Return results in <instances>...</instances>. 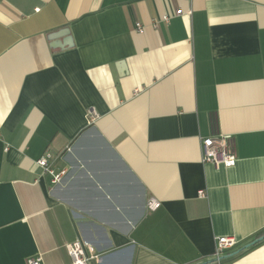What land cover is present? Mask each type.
<instances>
[{
    "label": "crops",
    "instance_id": "1",
    "mask_svg": "<svg viewBox=\"0 0 264 264\" xmlns=\"http://www.w3.org/2000/svg\"><path fill=\"white\" fill-rule=\"evenodd\" d=\"M261 231L264 0H0V264H264Z\"/></svg>",
    "mask_w": 264,
    "mask_h": 264
},
{
    "label": "built area",
    "instance_id": "2",
    "mask_svg": "<svg viewBox=\"0 0 264 264\" xmlns=\"http://www.w3.org/2000/svg\"><path fill=\"white\" fill-rule=\"evenodd\" d=\"M179 12L180 11H178V13ZM161 19L167 21L168 17L162 16ZM153 25H156V23ZM135 28L139 33L144 32V27L140 23H136ZM96 116V112L90 109L88 111V122L93 121ZM200 146L202 161L212 163L215 166L232 167L235 165L236 156L228 136L214 133L210 136L202 137L200 139ZM66 150H70V148L68 147ZM53 159L54 156L49 151H45L37 160V164L44 172L50 175L52 184H59L66 176L68 169L62 167L54 170L52 165ZM199 195L201 196L202 193L200 192ZM157 206L158 202L151 197L147 202V207L154 209ZM237 243V239L233 236L218 237L215 243L214 256L219 259L222 253L231 250ZM65 248L70 258V264H89L90 259L97 257V255L79 239L66 243ZM26 264H41V257L39 255L29 257L26 260Z\"/></svg>",
    "mask_w": 264,
    "mask_h": 264
},
{
    "label": "water",
    "instance_id": "3",
    "mask_svg": "<svg viewBox=\"0 0 264 264\" xmlns=\"http://www.w3.org/2000/svg\"><path fill=\"white\" fill-rule=\"evenodd\" d=\"M263 237H264V236H263ZM263 237H261V238H259V239H254V240L251 241L250 243L245 244L244 247H248V245H251V244L257 242L258 240L262 239ZM237 252H238V250L234 251L232 254H235V253H237ZM219 259H222L221 256L219 257ZM219 259H218V260H219Z\"/></svg>",
    "mask_w": 264,
    "mask_h": 264
},
{
    "label": "trees",
    "instance_id": "4",
    "mask_svg": "<svg viewBox=\"0 0 264 264\" xmlns=\"http://www.w3.org/2000/svg\"><path fill=\"white\" fill-rule=\"evenodd\" d=\"M212 125H213V127L215 128V121H214V119L212 120ZM264 236V231H261L260 233H258L257 235H256V239H259V238H261V237H263Z\"/></svg>",
    "mask_w": 264,
    "mask_h": 264
}]
</instances>
